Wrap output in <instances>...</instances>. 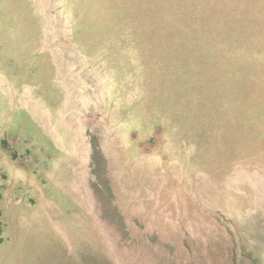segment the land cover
Wrapping results in <instances>:
<instances>
[{"label":"rangeland","instance_id":"obj_1","mask_svg":"<svg viewBox=\"0 0 264 264\" xmlns=\"http://www.w3.org/2000/svg\"><path fill=\"white\" fill-rule=\"evenodd\" d=\"M239 94L264 0H0V264H264Z\"/></svg>","mask_w":264,"mask_h":264},{"label":"trees","instance_id":"obj_2","mask_svg":"<svg viewBox=\"0 0 264 264\" xmlns=\"http://www.w3.org/2000/svg\"><path fill=\"white\" fill-rule=\"evenodd\" d=\"M111 11H113V12H117V9H116V6H112L111 7ZM196 38V40H198V38H197V36L195 37ZM181 39H183V37H181L178 41V44L180 43V42H182V40ZM126 40H127V48H135L134 47V43L131 41V38H130V36L129 35H127L126 36ZM177 44V45H178ZM177 47V46H176ZM176 47H174V48H176ZM148 48V47H147ZM250 90V89H249ZM239 100H240V103H239V106H241V108H246V109H248V111H249V113H254V114H256L257 116H256V118L257 117H263L264 116V113H260V112H264V110H262L263 108H264V102H263V105H262V103H261V100H257L256 102L255 101H251V100H253V98H248L246 95H244V94H239ZM251 101V102H250ZM263 101H264V99H263ZM261 106H263V108L261 109L260 107ZM243 114V113H242ZM260 114V115H259ZM261 114H262V116H261Z\"/></svg>","mask_w":264,"mask_h":264}]
</instances>
